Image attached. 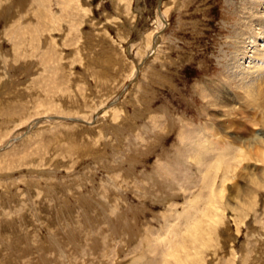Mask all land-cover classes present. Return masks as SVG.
<instances>
[{"label":"rangeland","instance_id":"rangeland-1","mask_svg":"<svg viewBox=\"0 0 264 264\" xmlns=\"http://www.w3.org/2000/svg\"><path fill=\"white\" fill-rule=\"evenodd\" d=\"M244 1L0 0V264H264V163L195 140H264L209 96Z\"/></svg>","mask_w":264,"mask_h":264},{"label":"bare ground","instance_id":"bare-ground-1","mask_svg":"<svg viewBox=\"0 0 264 264\" xmlns=\"http://www.w3.org/2000/svg\"><path fill=\"white\" fill-rule=\"evenodd\" d=\"M249 2V0H246L243 4V6L249 5V7H247V12H250L253 9V5L251 6ZM259 4H264V0L260 1L258 5ZM263 8L264 6H262V9ZM249 16L252 17L250 21H244L242 24L239 25L237 24L238 30L234 36V38L236 40L238 39L239 41L240 36L246 35L247 38H249V40L247 41L248 43L242 40L241 43H239L238 45L236 44L238 48L235 47L237 50L234 56H237L240 60H245L247 54H250L251 52L250 49H252V57L250 58V61H258V63L262 65L264 64L262 62V58H264V51H259V45H256V47H253L252 45L256 44L259 39H264V14L259 18L255 17L254 19L252 13L249 14ZM237 57H235V59ZM236 60L233 62L234 65L230 66V68L224 71V73L222 74V80L218 81L217 85L214 86V90H212L211 94L209 95L210 99L212 100L211 104H220V106L215 105L213 107L219 108V110L223 114H227L229 117L234 114L232 113L233 111L236 112L234 110L235 108L238 110L240 109V112L248 111L252 116L253 114L259 115V119L264 121V67L262 68V66L256 64L253 67L254 69H237L235 63L237 65L238 63L236 62ZM231 70H235L234 74L230 72ZM236 115H239V113L237 112ZM208 117L210 118V122L206 124L202 128V130H197V132L195 131L196 136H199V134L200 136H205L204 138L199 136L201 139H203V141L199 140V142H197L198 139H195L198 147H203V149L206 148L207 150L216 149V151H218L217 149H220L222 152L224 149V151L226 152L221 153L223 157L227 155L229 156L231 153H237L236 151L240 147L247 148L248 151H250L249 149H252L259 155V161L264 163V140H262L263 138L259 139L258 137L250 143H244L242 142V139L240 137H237V135H230V131L232 128L237 129V134L239 131H242V129H239L235 124H233V120L235 119H233V115L232 118L230 117V120H223L222 127L218 125L217 129L216 127H212V122L215 117L212 114H208L207 119ZM248 123L250 124V122ZM222 133H224V135H221ZM233 136H235L237 139ZM217 138L222 139L218 140ZM228 150L232 151L229 152ZM234 158H236V156ZM219 159L221 160L220 157Z\"/></svg>","mask_w":264,"mask_h":264}]
</instances>
